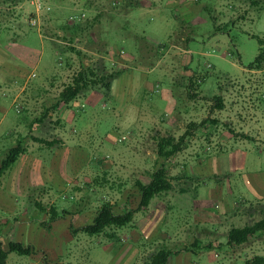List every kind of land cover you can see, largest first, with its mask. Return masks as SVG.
Wrapping results in <instances>:
<instances>
[{"label": "rangeland", "instance_id": "obj_1", "mask_svg": "<svg viewBox=\"0 0 264 264\" xmlns=\"http://www.w3.org/2000/svg\"><path fill=\"white\" fill-rule=\"evenodd\" d=\"M45 1L50 11L38 15L39 26L36 27L29 24L34 15L28 0H0L2 26L17 31L12 34L0 26V56H3L0 65L20 64L25 73L30 74L25 95L31 94L34 87L51 86V78L58 76V80H53L55 86L51 87L57 95L82 65L99 58L113 68L124 65L126 70L112 82L109 98L96 92V99L88 102L89 93L85 92L69 102L70 118H64L63 128L53 125L52 121L48 128L45 123L35 131L38 137L47 140L62 138L64 147H40L24 141L31 122H25L29 114L22 110L20 101L10 106L12 95L0 91V119L6 109V118L0 122V161L10 145L19 140L28 149L0 179V195L7 204L13 205L15 212L12 217L6 215L9 224H2L0 228L5 237L6 233H11L12 241L32 246L36 251L35 257L9 253L6 264H142L161 244L170 251L187 244L189 249L194 247L191 245L196 236L190 229L196 232L192 224L199 214L222 213L228 209V204L233 205L235 212L249 211L251 203L255 209L249 178L264 181V66L258 71L249 69L248 65L260 48L264 49L256 38L264 39V0H254L260 5L253 7L251 0H198L197 4L190 0H138L144 5L138 8L134 5L136 0ZM175 2L178 4L173 6ZM149 4L153 8H149ZM230 21L236 24L216 31L217 26ZM70 23L85 26L79 42L71 44L84 53L83 57L58 49V46L67 47L68 41L60 28ZM186 37L188 43H185ZM119 54L127 55L126 64L121 63L123 55ZM2 80L0 77V86L5 89ZM19 81L12 80V84L19 88ZM247 92L253 97L260 120L254 132L262 131L258 142L232 141L221 149L208 150L201 146L197 153H184L180 160L186 162V168L182 163L166 167L172 185L170 191L155 196L146 209L134 214L128 226L115 229L117 237L113 239L103 233L90 236L82 231L74 232L89 224L97 208L105 202L115 211L127 208V200L122 199L117 190H127L128 203L136 206L132 184L135 179H147L143 174L145 158L151 156L147 168L151 167L152 171L159 162L155 136H145L150 129L164 127L170 115L179 118L176 124L183 125L188 122V114L195 115L197 121L209 115L225 120L226 114L232 112V100L239 102L235 103L236 110L241 111L238 98H243ZM220 94L229 105L226 111L210 107L211 98ZM208 101L211 104L207 106ZM232 125L238 131H246L236 122L232 121ZM207 131L211 133L212 129ZM196 135L205 137V130L198 129ZM58 150L75 155L78 164L89 160L92 167L105 162L106 173L98 169L96 179V171L89 169L90 181L85 184L79 177L80 190H87V195L75 201L70 199L72 191L64 189L71 176L68 170L63 172L64 177H56L60 189L55 187L50 192L47 186L42 190L38 187L36 191L25 190L23 194L26 182L21 181L18 164L30 158L41 162L40 167L45 170L58 161L55 159ZM118 154L125 168L119 179L121 170L117 169L118 173L112 168ZM195 154L197 164H194ZM193 166H198L200 171L193 172ZM102 180L105 183L100 190L96 184H101ZM120 180L125 181L123 188L117 186ZM48 193H51L49 197ZM33 199L40 201L43 212L36 209ZM71 203L76 205L71 206ZM52 207L60 214L50 223L51 228L46 229L42 223L48 220ZM70 211L77 214L69 216ZM253 218L254 215L244 214L237 226L260 219ZM183 219L191 220L192 228L186 227V232L179 233ZM23 231L22 238L20 232ZM40 233L49 237V241L43 240L44 246L36 238ZM50 238L58 242L52 244ZM218 242L221 245L213 249L197 248L196 254L188 250L171 255L168 264H229L226 241ZM257 252L258 256H264V247L260 246ZM242 263L238 260V264Z\"/></svg>", "mask_w": 264, "mask_h": 264}, {"label": "crops", "instance_id": "obj_2", "mask_svg": "<svg viewBox=\"0 0 264 264\" xmlns=\"http://www.w3.org/2000/svg\"><path fill=\"white\" fill-rule=\"evenodd\" d=\"M172 1V0H171ZM177 5L178 3L175 2L173 3V6ZM151 4H149V8H153L150 6ZM140 6H144L141 5ZM139 6V7H140ZM145 6V7H148ZM0 26L5 29L0 21ZM39 29V28H38ZM7 30V29H5ZM60 30H62L60 28ZM8 32H12V34H15L17 31H10L7 30ZM63 31V30H62ZM63 33L65 34V32L63 31ZM83 34V33H82ZM81 37V35H80ZM79 38L76 39L75 42H79ZM84 56V53L82 52L81 57ZM127 55L125 54L122 59L120 60L121 63L126 64V61L128 60ZM3 56H0V59H2ZM5 60H7L5 58ZM18 65V66H17ZM16 66H6L1 64L0 65V77L3 79L2 82L5 85V89H2V87L0 86V91L2 92V94H4V91H6L8 94L12 95V98L10 100V106L16 102H21L23 105V109L27 114H29L28 116L30 118H27L25 120V122H30L29 124V128L27 131V134L25 136V140L26 142H31V143H35L38 144L40 147L41 146H45L43 144H39L36 143L34 141H32L31 137H36V138H41L38 137L35 134V131H39L41 127L45 126L46 123V128H48V124L50 122L53 121V125H60L63 128V121L64 118L65 119H69L70 118V109H69V102L70 101H66L65 103H60L59 106H57L54 109H51L47 116L45 117V119L43 120L42 124H38L35 123L36 118L40 117L43 112L46 109H49L50 107H52L58 99V95L59 93L56 95H54L53 89H51V87L55 86L53 80H58L56 79L58 76L51 78V82H49V84L51 86H41V87H34L32 89L31 94L29 95H25L26 91L28 89V85H29V78H30V74H26L25 70L23 69V67L20 64H17ZM121 66V68H124V65H119V67ZM21 67V68H19ZM260 69H258V71H260ZM195 77V76H193ZM20 80V86L19 88L17 87V84H12V80ZM16 82V81H15ZM13 85V86H12ZM112 86V85H111ZM18 88V89H17ZM245 88L242 87V91ZM247 89V88H246ZM5 92V93H6ZM166 92V91H165ZM88 98H86V101L91 102L92 100L96 99V97L98 96L96 94V92L91 91L88 92ZM229 93V92H228ZM253 93V92H251ZM99 94V93H98ZM100 95V94H99ZM250 93L247 92V94H244L243 98L242 96H240L239 101L241 104V108L238 112V110H236V105L235 103H239L237 100H232V109H230V113H227L225 116V120H218L216 118V116L214 115H209V116H203L202 120H207V124L206 126L202 129V128H196L192 131L191 133V138L188 141V143L186 144L185 148L177 153L176 155H174L173 157H171L168 160H159V162H157V167H159V165L163 164L165 167H168L169 165L171 166H177L179 164H181L183 161L180 160L181 156L184 155V153L189 152V151H194V153H197V149L201 146H205L207 147V149H212L213 147H215L216 149H221L224 145L229 144L230 142L234 141H249V142H258L260 139V135H261V130L257 129V133H254L256 130V125L257 123H259L258 121V116H257V112L255 109V103H253L252 99L253 97L249 96ZM23 98V99H22ZM79 98V97H78ZM76 98V99H78ZM75 99V100H76ZM223 101H224V106H223V111L228 110L229 105L226 103L225 104V98L223 97ZM210 101H208L206 103V105H210ZM212 105V104H211ZM210 105V107H211ZM196 106V105H194ZM202 106V105H201ZM209 107V108H210ZM3 109V108H2ZM6 110V109H5ZM3 109V115L0 119V122H3L4 119L6 118V112ZM220 110V111H222ZM219 111V112H220ZM195 115L193 114H188L187 119L188 122L186 123V125L183 124H176V121L179 119L177 117H174L171 115L169 117L166 118L165 121V125L164 127H158L157 128H152L150 129V132L145 136H150L151 138H153L155 136L156 140L158 137H164V136H174L175 138L179 137L180 135H182L186 129V126L189 122H194L196 124L200 123L202 120L197 121L195 118ZM55 121V122H54ZM232 121L236 122L237 125H240V128H245L246 131H238L234 128V126L232 125ZM240 123V124H239ZM208 128H211L212 131L210 133V131H207ZM198 129H202L205 130V137L201 135V137L199 138V136L196 135V131ZM264 131V130H263ZM209 132V133H208ZM233 132V133H232ZM141 134V133H140ZM240 134V135H239ZM252 134V136L250 135ZM44 140H47L45 138H42ZM51 140H57V143L54 145H59L60 147H64L65 142L62 138H50L47 141H51ZM153 140V141H154ZM20 141V140H19ZM19 141H17L16 143H18ZM15 143V144H16ZM264 143V142H263ZM10 145V147L14 146ZM53 145V146H54ZM9 147V148H10ZM47 147V146H46ZM26 148V147H25ZM28 152V149L26 148V152L24 154H26ZM22 154V155H24ZM149 154V153H147ZM196 155H194V164L197 162L196 159ZM146 157V155H145ZM56 160H58L57 162L52 163V165L48 168L42 169V164L41 162H36L33 159H28L25 158L23 162H20V164H18L21 167V171H19L20 177H21V181L23 180L26 182V187L25 189L23 188V194L26 191H30L32 189V191H36L38 190V187L42 190L44 187L47 186L48 189H50L52 192V188L57 187V182H56V177H60L63 176V172L64 171H70L71 172V176L68 177V179L66 180V184L64 189H66L68 192H71V196L70 199L72 201H75L77 199L80 198H84L85 195H87V190H80V187L82 186V184H80L82 182L81 179H79V177L83 178V183H87L89 180V169L93 168L96 172L94 174L95 178L97 179L99 170H102V174L106 173L105 171V162L104 163H96V165H93L91 167V161L87 160L84 161V163L82 162V164H78L76 159V156L71 155L70 152L68 151H62V150H58V153L56 154L55 157ZM151 156H147V159L145 158L144 160V175L148 176L147 179L145 181H141L139 179H135L139 180L140 182L146 184L149 181V176L151 175V173L153 172L150 168H147V162L151 161ZM126 161V160H124ZM131 161V160H130ZM186 163V162H184ZM182 163V167L186 168L187 164ZM197 164V163H196ZM113 166V167H112ZM112 166H110V168L112 167L113 169H115L117 171V169H120L121 172L119 173L118 171V179L120 177H122V171L125 170L124 168V164H123V160L121 159V157L119 156V154L117 156H115V158L113 159V163ZM131 167V166H130ZM42 169V170H41ZM85 169V170H82ZM133 169V168H132ZM148 169V170H147ZM193 172L196 171H200L198 166H193ZM34 181H33V179ZM94 179V178H93ZM173 179H177L179 180L180 177H176L173 176ZM251 181L250 182V189L253 192V199L255 202V209L253 208V204L251 203V208L248 210H241V211H233L232 209L234 208L233 205L228 204V209L222 213H217L216 215H211L209 213L207 214H199L198 216H196L195 218V223L192 224L195 227L196 232L193 233L190 229V232L193 234V236H196L194 238V247H190L189 249V244H187L186 246L178 249L180 250V252L182 251H190L193 254H196L197 248H210L213 249L214 247H216L217 245H221L220 242H218V240L226 241V245H227V259L229 260V264H238V260L242 261L243 263L250 259L253 256H250V254H254V256H258L257 254L259 252H257V250L259 249L260 246L264 247V233H258L256 235H254L253 237H251L249 239V241L246 244L243 245H239V246H233V245H228L227 244V233L228 231L233 228V227H243V226H237L240 222L243 221V215H254V218H260L264 216V181L263 182H259L256 179L254 180L252 178V176H250ZM133 181V183H134ZM22 183V184H23ZM104 180L101 181V184H96L98 185V187L100 188V190L104 187ZM36 184V185H34ZM125 184V181H118L117 182V186L120 188H123L122 186ZM50 186V187H49ZM42 187V188H41ZM11 188V187H10ZM61 187L58 186L57 189H60ZM98 188V189H99ZM97 189V191H98ZM17 190L19 191V187L17 186ZM131 190V189H130ZM135 190H132V192H134ZM79 193H81L79 195ZM117 193H121V197L124 200H128L127 199V190L122 191L121 190H117ZM51 193H48V197L50 196ZM8 201H11L10 199H8ZM33 204L36 207V203H40V201H38L37 199H33ZM74 206L76 204L71 203V206ZM127 205V204H126ZM162 207H164V204H162ZM13 205L12 204H7L5 202V198L0 195V211H2V214H0V226L3 225H7L9 224V218L6 217V215H8L9 217L14 216L13 214H15V212L13 211ZM37 208V207H36ZM128 208V205H127ZM126 208L121 209L125 210ZM69 216L73 215L74 213L77 214V212H69ZM74 214V215H76ZM84 216V214H83ZM253 218V219H254ZM92 219V218H91ZM15 220V224H18L16 219ZM184 220V219H183ZM259 220V219H258ZM191 220H184L180 225V229H179V233H183L186 232V227H190L192 228V226L190 225ZM257 221V220H256ZM255 222V221H253ZM148 225V224H147ZM206 225V227H205ZM31 227L34 228V226L32 225ZM30 227V228H31ZM149 227H152L151 224H149ZM29 228V229H30ZM79 229V228H78ZM77 229V230H78ZM154 230V229H153ZM29 231V230H28ZM32 231V230H31ZM33 232V231H32ZM178 233V234H179ZM10 234L11 233H6V237L4 236V232L1 231L0 228V241L5 245L6 243H8L9 241H12L10 238ZM195 234V235H194ZM25 236V232H20V237H24ZM29 237V235L27 236ZM37 240L41 241L39 243L43 244L42 246H44L43 240L48 239L49 241V237L48 235L46 236V234L44 233H40L37 237ZM205 238V239H204ZM52 239V241L50 243L52 244H56L58 241L56 238H50V240ZM202 239L206 240L204 241L205 243L202 244L201 241H203ZM199 244H201V246H199ZM162 245V244H161ZM32 247V246H31ZM34 248V247H32ZM39 248V247H38ZM35 249V248H34ZM243 257V258H242ZM264 257V256H263ZM242 263V264H243Z\"/></svg>", "mask_w": 264, "mask_h": 264}, {"label": "trees", "instance_id": "obj_3", "mask_svg": "<svg viewBox=\"0 0 264 264\" xmlns=\"http://www.w3.org/2000/svg\"><path fill=\"white\" fill-rule=\"evenodd\" d=\"M191 3L197 4L198 0H190ZM251 6L260 5L259 2L251 0ZM137 8L140 6L138 0L135 1L134 4ZM207 10L210 7H206ZM210 12V11H208ZM210 20L214 21L213 17H210ZM236 23L234 21H230L227 23H223L216 27V31H221L226 29L229 25L234 26ZM62 30L65 32V39L68 41V45L65 49L61 46H58L60 51H71L76 55L81 56L82 52L76 50L71 47V44H74L77 38L85 31V26H76L72 23L67 24ZM226 31V30H225ZM255 37V36H252ZM258 43L263 46L264 39L256 37ZM189 38H185V43H188ZM125 54H119V56ZM121 56V57H123ZM264 66V49L260 48L258 55L255 57L253 62L248 65V68L253 70H258L263 68ZM125 68L116 67L113 68L109 66L103 58H99L91 64L82 65L72 76L70 79V83L63 87L58 95L57 102L46 109L43 114L36 118L35 123L42 124L43 120L47 116L48 112L51 109L56 108L60 105V103H65L66 101H72L78 98L81 94L85 92H98L102 94L105 98L110 97L111 93V85L112 82L117 79L120 75L125 72ZM190 86L193 85V81L190 79ZM198 82V81H197ZM192 97V95H190ZM190 97V98H191ZM211 108H215L217 110H222L224 106L223 96L214 95L212 98ZM207 124V120H202L200 123L196 124L194 122H189L186 126V129L182 135L175 138L174 136L168 135L164 137H158L155 140V152L156 156L159 160H168L177 153L181 152L188 141L191 138V133L196 128H204ZM233 133V132H232ZM240 135V134H239ZM32 141L43 144L47 147H51L57 143V140L47 141L42 138L31 137ZM26 152V148L21 141L16 143L14 146L7 149L4 157L0 161V179L3 174L9 170L17 161L20 155ZM169 176L167 174L166 167L161 164L159 167L154 169V171L149 176L148 183L144 184L139 180L134 181L132 184V188L135 189V193H132L135 197L133 201H136V206L132 207L128 201L130 199L128 194L127 196V205L128 208L122 211H115L111 204L105 202L100 205L94 216L92 217L89 224L84 225L79 228L77 231H82L90 236L104 234V236L108 239H113L116 236L115 229L123 228L128 226L132 221L134 214L140 212L141 210L146 209L151 200L161 194L170 191L172 188L171 183L168 181ZM36 209L40 212H43L40 203H36ZM60 213L56 212L55 208H50L49 210V218L46 222L42 223V226L46 229H50V223L53 222ZM106 229L108 230L106 231ZM258 233H264V217L243 227H233L227 233V244L233 246H239L246 244L251 237ZM191 246H194L192 244ZM207 249H210L207 247ZM16 253L18 255H25L35 257V249L31 246H25L22 243L9 241L5 245L0 241V264H6V259L9 253ZM180 250H168L163 247V245H159L155 250L151 251L148 257L144 260L142 264H168V259L171 255H177ZM243 264H264L263 256H253L250 259L246 260Z\"/></svg>", "mask_w": 264, "mask_h": 264}, {"label": "built area", "instance_id": "obj_4", "mask_svg": "<svg viewBox=\"0 0 264 264\" xmlns=\"http://www.w3.org/2000/svg\"><path fill=\"white\" fill-rule=\"evenodd\" d=\"M46 1L45 0H28V4L30 7L33 8V17L30 18V21H29V24L31 26H36L38 27L39 26V22H38V15L42 12V11H50L49 7L46 6L45 3ZM70 21H72V19H70ZM119 142L123 141V138L122 139H118Z\"/></svg>", "mask_w": 264, "mask_h": 264}]
</instances>
